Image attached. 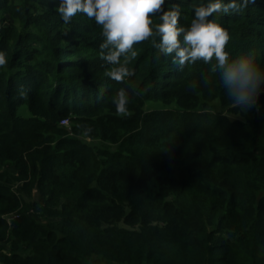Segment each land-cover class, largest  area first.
<instances>
[{"label":"trees","instance_id":"trees-1","mask_svg":"<svg viewBox=\"0 0 264 264\" xmlns=\"http://www.w3.org/2000/svg\"><path fill=\"white\" fill-rule=\"evenodd\" d=\"M54 2L0 0V264H264V0L213 13L229 58L250 61L242 125L215 57L178 69L150 37L114 80L100 26ZM200 2L164 7L187 26Z\"/></svg>","mask_w":264,"mask_h":264},{"label":"clouds","instance_id":"clouds-1","mask_svg":"<svg viewBox=\"0 0 264 264\" xmlns=\"http://www.w3.org/2000/svg\"><path fill=\"white\" fill-rule=\"evenodd\" d=\"M251 0H201L193 4V19L187 26L180 24V5L165 8V0H55V11L65 23H70L79 12L92 18L100 26L103 40L102 59L112 65L108 75L123 81L132 75L127 61L121 56L131 52L135 42L153 39L154 47L160 53L171 56L178 69L197 60L205 63L215 57L213 72L219 73L220 83L226 92L230 105L228 121L235 125L246 123L257 90L250 83L252 75L249 59L229 58L225 45L230 36L226 28L215 21L213 13L240 10ZM159 22L153 23V16ZM6 56L0 50V66L6 64ZM207 83L206 77H202ZM190 88L194 85L190 84ZM117 112L128 111L129 94L126 88L117 90L112 101ZM90 131V129H89Z\"/></svg>","mask_w":264,"mask_h":264},{"label":"rangeland","instance_id":"rangeland-1","mask_svg":"<svg viewBox=\"0 0 264 264\" xmlns=\"http://www.w3.org/2000/svg\"><path fill=\"white\" fill-rule=\"evenodd\" d=\"M55 8V7H54ZM36 23H38L37 25H36V27L38 28V29H41L42 31H43V33H45L46 31L47 32H49V30H47V29H52L53 30V26L55 25V24H47L46 23V21H37V22H33L32 24H36ZM40 24V25H39ZM37 29V30H38ZM54 31H56V29L54 30ZM64 35V34H63ZM153 104V103H152ZM216 104H217V101H216ZM149 106V105H148ZM256 108H257V105H256ZM255 109V105L252 103V105H251V108H250V112H249V115H252V113H253V110ZM67 125H69V122H68V124ZM11 216V214L9 215V217Z\"/></svg>","mask_w":264,"mask_h":264},{"label":"built area","instance_id":"built-area-1","mask_svg":"<svg viewBox=\"0 0 264 264\" xmlns=\"http://www.w3.org/2000/svg\"><path fill=\"white\" fill-rule=\"evenodd\" d=\"M69 122L68 118L67 117H64L62 119H60V124L61 125H67Z\"/></svg>","mask_w":264,"mask_h":264}]
</instances>
